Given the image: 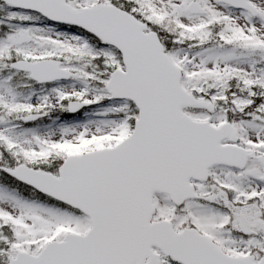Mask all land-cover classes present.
Here are the masks:
<instances>
[{"label":"snow or ice","instance_id":"snow-or-ice-1","mask_svg":"<svg viewBox=\"0 0 264 264\" xmlns=\"http://www.w3.org/2000/svg\"><path fill=\"white\" fill-rule=\"evenodd\" d=\"M0 264H264V0H0Z\"/></svg>","mask_w":264,"mask_h":264}]
</instances>
